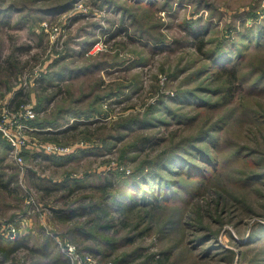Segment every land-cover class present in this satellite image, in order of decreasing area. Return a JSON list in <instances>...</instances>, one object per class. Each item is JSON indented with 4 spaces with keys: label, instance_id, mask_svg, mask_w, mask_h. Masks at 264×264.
I'll return each mask as SVG.
<instances>
[{
    "label": "rangeland",
    "instance_id": "1",
    "mask_svg": "<svg viewBox=\"0 0 264 264\" xmlns=\"http://www.w3.org/2000/svg\"><path fill=\"white\" fill-rule=\"evenodd\" d=\"M0 239V264H264V0H0Z\"/></svg>",
    "mask_w": 264,
    "mask_h": 264
},
{
    "label": "trees",
    "instance_id": "2",
    "mask_svg": "<svg viewBox=\"0 0 264 264\" xmlns=\"http://www.w3.org/2000/svg\"><path fill=\"white\" fill-rule=\"evenodd\" d=\"M148 1H151V0H148ZM256 38H254V40H255V42L256 43H258L257 45H260V42H261V37H260V35L258 36V35H256L255 36ZM225 60L227 61L226 63H228V60H229V58L227 59V58H225ZM218 64V63H217ZM216 64V65H217ZM217 66H221L220 64L219 65H217ZM211 69V68H210ZM185 152V151H184ZM188 153H190V152H188ZM192 155V151H191V153L188 155V154H183V155H181V158H182V160L180 161V159H177L178 160V166H180V167H189L188 168V172L186 173V174H184L186 177H190L191 179H194V176H196V175H194V174H196V173H194V169L191 167V164H190V162H189V157ZM171 156V155H170ZM210 163H212V162H210V161H206V164H205V166L207 165V164H210ZM209 167V166H208ZM208 167H205V170L203 171V174H202V177H204V178H209L210 177V174H208V173H210V171H209V169H208ZM197 177V176H196ZM105 191V193H107L106 192V190H104ZM106 211V210H105ZM22 245L19 243V241L18 240H10V242L9 243H4L3 242V240L2 239H0V263L3 261V260H5L6 258H8L10 255H12V253H14L17 249H18V247H21ZM2 258H5V259H2Z\"/></svg>",
    "mask_w": 264,
    "mask_h": 264
},
{
    "label": "built area",
    "instance_id": "3",
    "mask_svg": "<svg viewBox=\"0 0 264 264\" xmlns=\"http://www.w3.org/2000/svg\"><path fill=\"white\" fill-rule=\"evenodd\" d=\"M28 112H30V114L31 115H33V111H32V109H28ZM4 130V132L6 133V134H8V129L6 130V128H4L3 129ZM8 131V132H7ZM15 144V154L17 155L18 153H19V151H20V147L21 146H24L25 145V143L22 141V140H20L18 143L16 142V143H14ZM11 223V224H10ZM9 224H8V227L10 226V227H12V224L14 223V221H12V222H10ZM13 228V227H12Z\"/></svg>",
    "mask_w": 264,
    "mask_h": 264
}]
</instances>
